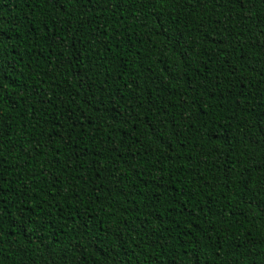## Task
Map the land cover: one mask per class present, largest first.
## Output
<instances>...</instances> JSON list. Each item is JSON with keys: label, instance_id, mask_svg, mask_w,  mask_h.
Listing matches in <instances>:
<instances>
[{"label": "trees", "instance_id": "1", "mask_svg": "<svg viewBox=\"0 0 264 264\" xmlns=\"http://www.w3.org/2000/svg\"><path fill=\"white\" fill-rule=\"evenodd\" d=\"M0 85V264H264L260 0H0Z\"/></svg>", "mask_w": 264, "mask_h": 264}, {"label": "snow or ice", "instance_id": "2", "mask_svg": "<svg viewBox=\"0 0 264 264\" xmlns=\"http://www.w3.org/2000/svg\"><path fill=\"white\" fill-rule=\"evenodd\" d=\"M75 2L79 3L80 0H75ZM86 3L91 4L92 0H85ZM97 2H99V0H97ZM209 2V0H195V3L200 5L201 7L205 6V4H207ZM213 2L221 4L222 6V2L223 0H213ZM231 2L233 4H238L241 7L244 6L245 4V0H231ZM248 2L251 4L252 7H255V0H248ZM261 3H264V0H260ZM43 3L45 5H47L49 7L50 10H61L64 7L65 4V0H43ZM189 3H192V0H189ZM250 18V17H249ZM183 73H181V75L179 77H174L177 79H182L183 78ZM11 95V93H8L7 95H5L4 90H3V86L0 85V103H4L6 102L7 98ZM131 114H129V119H131ZM125 123L128 121H124ZM149 130L151 131V125L148 126ZM162 131V122L159 125H156L155 129H154V133L156 135H159V133ZM26 207V206H25ZM0 212H3L2 209H0ZM19 217H20V225H26V224H35V221L30 219V218H25L24 217V209H20L19 212ZM4 219L3 215H0V224H2V221ZM95 243V241H93V244Z\"/></svg>", "mask_w": 264, "mask_h": 264}]
</instances>
